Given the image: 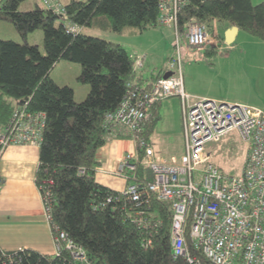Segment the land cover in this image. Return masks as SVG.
<instances>
[{"label": "trees", "instance_id": "obj_1", "mask_svg": "<svg viewBox=\"0 0 264 264\" xmlns=\"http://www.w3.org/2000/svg\"><path fill=\"white\" fill-rule=\"evenodd\" d=\"M23 1H0L1 17L24 37L23 43L0 37V126L23 100L29 101L31 110L45 112L35 180L43 194L50 192L54 236L66 232L83 251L84 260L63 241L52 254L33 248L10 251L0 246V264H191L172 250L171 202L155 194L146 202L134 201L96 179L101 164L97 151L108 139L105 116L119 107L130 83L141 86L142 82L135 58L123 44L86 33L83 27L117 34L133 27L140 33L160 24L158 0H59L64 13L53 12L42 2H36L33 9L20 10ZM215 18L264 40V1L189 0L180 12V28L191 22L211 26ZM69 24H76L80 31L68 32ZM37 28L43 30L45 51L27 40L29 32ZM215 50L209 48L207 53ZM63 58L80 63L79 79L91 86L80 102L75 101L71 85H60L50 77L51 69ZM161 102L150 106L141 131L150 143L160 119ZM137 149L136 169L126 178L135 176L144 184L139 191L149 192L147 184L153 175L143 162V148L137 145ZM147 207L160 220L152 230L133 220ZM197 253L202 264H213L201 251Z\"/></svg>", "mask_w": 264, "mask_h": 264}, {"label": "built area", "instance_id": "obj_2", "mask_svg": "<svg viewBox=\"0 0 264 264\" xmlns=\"http://www.w3.org/2000/svg\"><path fill=\"white\" fill-rule=\"evenodd\" d=\"M53 12L64 13L59 0H41ZM189 0H158L159 23L173 28V52L165 73L153 77L149 87L129 84L119 107L106 114L104 128L108 138L131 136L144 150L143 162L153 175L147 184L149 192H140L144 185L131 176L122 192L138 202L150 195L171 202V226L174 255L184 256L191 264H202L201 253L213 264H264V109L248 103L222 101L195 96L185 86L183 57L186 47L195 52L223 48L224 38L213 21L211 33L205 22H191L180 28V12ZM69 24L68 32H77ZM145 56L135 57V68L144 64ZM181 100L184 152L180 157L158 156L154 146L141 135L144 122L150 116V106L166 98ZM24 100L13 111L8 122L0 126V163L6 148L12 144H40L46 125L42 110H31ZM237 130L248 143L243 169L239 173L224 171L211 160L207 143L219 141ZM138 154H128L122 163L133 175ZM4 178L0 172V191ZM153 191V192H152ZM47 217L51 220L50 192L42 193ZM147 198V199H146ZM147 207L133 219L138 225L152 230L160 220ZM67 234L55 236L56 252L66 241L75 256L84 260V253ZM150 239L146 244H149ZM194 248V251L192 248ZM197 251V252H196Z\"/></svg>", "mask_w": 264, "mask_h": 264}, {"label": "crops", "instance_id": "obj_3", "mask_svg": "<svg viewBox=\"0 0 264 264\" xmlns=\"http://www.w3.org/2000/svg\"><path fill=\"white\" fill-rule=\"evenodd\" d=\"M31 6L32 4L27 8L32 9ZM217 21V29L219 31L220 21L218 19ZM8 23L9 21L3 19L0 15V36L17 40L16 35H14L17 33L15 28L9 27L8 29H1V27L7 26ZM226 24L223 32L220 33L219 31V33L224 38L225 44H228L230 47L235 46L239 42V35L242 29L238 25ZM169 27L171 28V26ZM130 29L132 30V28ZM83 30L93 35H95L96 31H101L86 27H83ZM131 30L126 29V31ZM213 31L214 25L212 23L210 32L212 33ZM7 32L8 35H6ZM134 32L132 30L131 33L133 34L130 36H124L123 33H114L109 35L110 37L108 38L118 40L117 42L123 44L134 58L138 55L145 56L143 66L137 68L136 73L140 75L141 86H147L154 76L167 73L164 71L167 69V62L172 54V48L167 51V58L165 59L163 57L164 54L160 56L158 54L159 52L152 51L151 41L148 40V45H145V38L139 39L142 34H135L138 32ZM125 41H132L131 47H128L124 43ZM158 47L161 48L159 44ZM164 47L162 46L161 49ZM140 48L145 49L140 51ZM202 51L205 50H201L200 52ZM197 53L195 52V54ZM71 86L73 87V85ZM185 86L187 91L195 96H211L199 93L198 89L194 87V84H189L186 80ZM82 87L84 90L82 95H78L76 88L73 87L76 100L83 98L89 90L87 84H84ZM168 108L171 111L173 129L180 131L182 120L180 98L173 96L161 102L159 109L160 119L165 115L166 109ZM152 136L151 142L157 155L165 157L158 153ZM136 148L137 143L131 137L128 138V136L119 135L108 138L106 143L97 151V157L101 161L100 167L96 172L97 181L112 189L124 190L129 182L126 175H130L132 172L129 169L127 170L126 167L122 168L121 166L128 154H137L134 153ZM39 154L40 144H12L6 148L1 160L0 172L4 178V183L0 191V246L5 250L12 251L21 248H33L42 253H56V242L52 224L47 217L42 192L35 180V174L39 164Z\"/></svg>", "mask_w": 264, "mask_h": 264}, {"label": "rangeland", "instance_id": "obj_4", "mask_svg": "<svg viewBox=\"0 0 264 264\" xmlns=\"http://www.w3.org/2000/svg\"><path fill=\"white\" fill-rule=\"evenodd\" d=\"M261 1L264 0H252L254 4ZM36 2L41 3L39 0H24L20 3L19 9L30 10L27 8L30 4H32L33 9ZM59 21L58 19L57 22ZM226 25V22H219L220 33L223 32ZM9 27L16 29L17 33L14 35H16L17 40H14L23 43L24 37L20 35L13 23L9 22L7 26H3L1 29H8ZM130 28L133 27H128V30H131ZM171 28L162 24L150 27L140 32L142 35L139 39L144 37L145 45H148V40L151 41L152 51L159 52L160 56L164 54L163 57L166 59L167 51L172 48L173 52L174 33L173 28ZM209 28L211 30V26ZM132 30L125 31L126 33L124 32L123 35L130 36L133 34L131 33ZM77 31H80L79 27H77ZM111 34L114 33L107 31H96L95 33L99 37L113 40V38H108ZM6 35H8V32ZM28 41L32 44H38L40 50L45 51L43 30L41 28L29 32ZM114 41L118 40L114 39ZM124 43L128 47L132 45V41H125ZM158 44L161 48L162 46L165 47L161 49ZM144 49L140 48V51ZM208 49L207 46L205 51H198L195 54L194 48L186 47L183 57L186 82L194 84L199 93L211 95L206 97L222 101L248 103L264 109V40L242 30L237 45L230 47L225 44L221 50L216 49L212 54L207 53ZM81 71L82 65L80 63L63 58L51 69L50 77L60 85H73L78 95L84 93L82 86L87 84L89 86L88 94L91 86L79 79ZM87 94L83 98L75 99V101H82ZM179 117L181 118V116ZM172 125L171 111L168 108L165 115L157 122L155 133L152 136L158 153L166 158L170 156L180 157L184 152L182 120L180 131L174 130ZM247 150L248 143L243 141L237 130L228 132L219 141L207 143V152L211 154L212 162L229 173H239L243 169ZM134 153H138L137 148Z\"/></svg>", "mask_w": 264, "mask_h": 264}, {"label": "bare ground", "instance_id": "obj_5", "mask_svg": "<svg viewBox=\"0 0 264 264\" xmlns=\"http://www.w3.org/2000/svg\"><path fill=\"white\" fill-rule=\"evenodd\" d=\"M76 31H77V29H76ZM148 190L149 191H151V187L150 186H148ZM153 192V191H152ZM153 194H155L154 192H153ZM155 196L157 197V195L155 194ZM134 200V199H133ZM134 201H137V200H134ZM48 212L50 213V210L48 209ZM173 214V213H172ZM138 216V215H137ZM66 233V232H65ZM67 240H70L69 238H68V236H67V238H66Z\"/></svg>", "mask_w": 264, "mask_h": 264}, {"label": "water", "instance_id": "obj_6", "mask_svg": "<svg viewBox=\"0 0 264 264\" xmlns=\"http://www.w3.org/2000/svg\"><path fill=\"white\" fill-rule=\"evenodd\" d=\"M170 73H171V72H167V73L165 74V76H169ZM22 102H24V100H23Z\"/></svg>", "mask_w": 264, "mask_h": 264}]
</instances>
